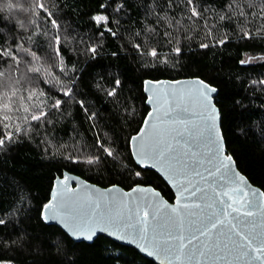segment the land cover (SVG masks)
Here are the masks:
<instances>
[{
	"label": "snow or ice",
	"instance_id": "obj_1",
	"mask_svg": "<svg viewBox=\"0 0 264 264\" xmlns=\"http://www.w3.org/2000/svg\"><path fill=\"white\" fill-rule=\"evenodd\" d=\"M74 6V0L0 4V13H8L0 27V155L35 141L45 158L67 168L54 177L35 215L23 195L0 213V264H27V257L31 264H81L69 245L88 241L91 247L98 233L135 244L162 264H264V191L252 187L239 170L237 153L230 151L227 137L237 132L228 123L221 88L198 74L186 80L153 74L178 71L193 42L200 50L264 45V0H133L130 5L107 0L98 6L103 11L90 14L93 32L87 40L62 27L65 8ZM131 8L142 13L141 20L132 21L139 30L124 27ZM106 35L120 40L121 50L137 63L138 99L150 110L135 120L137 97L130 90L124 98L121 74L101 75L93 81L95 93L118 112L123 109L127 127L137 124L124 133L123 150L115 131L107 140L96 134L88 143L76 139L73 128L69 140L57 141L56 125L71 122L75 107L93 130L100 118L80 91L82 71L75 63L69 66L64 48L77 51L83 45V54L96 60L102 44L91 41ZM254 60L264 61V47L237 62L245 66ZM250 83L264 91V79ZM238 106L241 101L234 99L233 111ZM260 128L264 138V122ZM109 163L130 181L127 191L116 184L100 190L71 174V166L92 171ZM153 170L174 189V204L153 186ZM52 250L54 259L40 258Z\"/></svg>",
	"mask_w": 264,
	"mask_h": 264
},
{
	"label": "trees",
	"instance_id": "obj_2",
	"mask_svg": "<svg viewBox=\"0 0 264 264\" xmlns=\"http://www.w3.org/2000/svg\"><path fill=\"white\" fill-rule=\"evenodd\" d=\"M69 2L71 3V0ZM74 2V7H67L64 10L62 27L67 26L69 33L75 31L77 37L84 36L87 40V35H91L93 32V27L89 22L90 14L103 11L98 6L107 0H74ZM2 3L4 0H0V4ZM132 3L133 0H128L129 5ZM129 14L131 20L124 17V27L132 28L134 31L139 30L132 21L141 20L142 13L131 8ZM121 15L123 16V14ZM7 16L6 12L0 13V27L5 25ZM7 27L11 28L12 24H8ZM127 35L124 33V36ZM91 42L102 44L101 54L96 60H91L89 56L83 54V45H77V51H72V46L69 45L64 48L63 55L69 62V66L75 63L77 69L83 73L80 91L87 96V102L94 105L92 110L100 111L97 127L95 130L90 128L77 106L72 111L71 122L65 121L56 125V140H69L73 128L78 133L76 139L88 143L94 141L96 134H99L102 140H107L115 131L120 137L116 143L123 150L124 133L132 132L137 128V124L132 123L131 127H127L123 118L126 113L123 112V109L118 112L114 103L108 102L103 95L95 93L93 81L101 75L111 79L112 76L121 74L120 78L126 81L123 96L128 98L129 91L132 90V96L137 97L134 101L137 110L135 120H140L141 114L150 110L138 99L142 95L140 79L142 72L137 69V63L132 59V55L121 50L120 40L106 35L102 40L95 37ZM193 43V50L186 52L182 61L183 67L178 71L169 72L161 69L153 74L163 80L191 79L198 74L201 78L212 81L221 88L222 103L228 110V123L233 125L237 132V135H228L227 137L230 151L234 150L237 153L241 173L253 185L264 191V138L261 137L260 128L261 122H264V91H261L260 86H252L250 83L251 80L264 79V61L254 60L245 66L239 65L237 62L238 58H243L244 53L258 54L264 45L241 46L231 43L224 48L200 50L195 47V42ZM237 48H240L239 57ZM112 52H117L118 56H112ZM234 99H239L242 104V106L236 107L235 111H233ZM129 103L131 104L132 100H129ZM241 119H243L242 123ZM62 164L63 161L45 158L42 149L37 147L35 141L31 143L26 141L18 145L12 153L0 155V213L10 211L18 197L23 195L31 200L33 207L31 214L35 215V206L46 195L50 185L54 183V177L67 171V168L62 167ZM71 167V174L82 177L89 183L103 188L116 184L128 190L130 181L120 174L119 168H113L111 163L107 167L101 165L100 169L92 171L80 166ZM150 175L153 176V186L157 187V190L161 191L169 202H174V193L167 183L154 171ZM30 223L35 227V221ZM35 231L39 232L40 229L35 227ZM69 247L76 252L81 264H156L136 249L121 245L105 236L98 237L91 247L84 242H73ZM55 256V250H52L51 256L45 254L40 258L51 260ZM31 259V257L26 258L27 264H31Z\"/></svg>",
	"mask_w": 264,
	"mask_h": 264
},
{
	"label": "water",
	"instance_id": "obj_3",
	"mask_svg": "<svg viewBox=\"0 0 264 264\" xmlns=\"http://www.w3.org/2000/svg\"><path fill=\"white\" fill-rule=\"evenodd\" d=\"M183 80H186V79H183ZM149 108H150V106L149 105H147ZM154 171V170H153ZM242 174V173H241ZM72 175H74V174H72ZM244 175V174H243ZM77 176V175H76ZM161 177V176H160ZM162 179H163V177H161ZM247 178V177H246ZM248 179V178H247ZM80 180L81 181H86L85 179H83L82 177H80ZM164 180V179H163ZM249 180V179H248ZM166 183H167V181L166 180H164ZM87 183H89L88 181H86ZM249 183H251L250 181H249ZM89 184H92V183H89ZM252 184V183H251ZM92 185H94L96 188H98V189H100V190H104L105 188H103V187H100V186H97V185H95V184H92ZM168 185V184H167ZM72 186L73 187H76L77 185H76V182L75 181H73L72 182ZM169 186V185H168ZM118 187H120V186H118ZM170 187V186H169ZM252 187L253 188H259V187H257V186H255V185H253L252 184ZM122 188V187H121ZM125 190V189H124ZM172 191H173V193H174V189H171ZM262 190V189H261ZM125 191H127V190H125ZM263 191V190H262ZM165 198V197H164ZM166 199V198H165ZM169 203H172V204H174L175 203V200H174V202H169ZM57 227H59L58 225H57ZM100 236H105V237H107V238H109V239H111V240H113V241H115V242H117V243H119V244H121V245H124V246H128V247H131V248H134V249H136L140 254H142L143 256H145V257H147L148 259H150V260H152L153 262H155L156 264H162V261L161 260H158V259H156L155 257H152V256H148L146 253H143V252H140L139 251V249L135 246V244H132V243H129V242H127V241H120V240H117V239H115L114 237H108L107 236V234H105V233H98L97 234V238L98 237H100ZM96 238V239H97ZM95 239V240H96ZM75 242H77V243H81V242H84V243H88L89 244V242L88 241H75Z\"/></svg>",
	"mask_w": 264,
	"mask_h": 264
}]
</instances>
